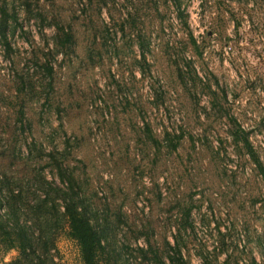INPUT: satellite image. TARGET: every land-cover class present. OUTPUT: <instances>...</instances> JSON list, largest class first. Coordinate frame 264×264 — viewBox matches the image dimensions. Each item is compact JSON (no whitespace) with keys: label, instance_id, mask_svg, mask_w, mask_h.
<instances>
[{"label":"rangeland","instance_id":"rangeland-1","mask_svg":"<svg viewBox=\"0 0 264 264\" xmlns=\"http://www.w3.org/2000/svg\"><path fill=\"white\" fill-rule=\"evenodd\" d=\"M245 137L264 166V0H0L1 212L54 243L22 264H82L72 183L100 264H264Z\"/></svg>","mask_w":264,"mask_h":264},{"label":"trees","instance_id":"trees-1","mask_svg":"<svg viewBox=\"0 0 264 264\" xmlns=\"http://www.w3.org/2000/svg\"><path fill=\"white\" fill-rule=\"evenodd\" d=\"M243 138V137H242ZM244 147L257 163L262 174L264 166L254 147L248 138H244ZM63 193L64 210L68 222V235L77 241L82 264H100L101 256L105 250L104 229L95 226L85 211L83 197L79 194L73 183L67 188L60 189ZM13 192V191H12ZM6 214H2L3 204L0 201V252L10 249H18L19 255L14 261L2 262V264H22L31 252H36L37 247L42 249V254L50 252L54 243L42 233L35 234L27 222H22L20 217L21 199L12 193L5 200ZM37 211V207H32ZM44 260L40 259V264Z\"/></svg>","mask_w":264,"mask_h":264}]
</instances>
